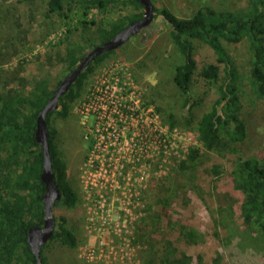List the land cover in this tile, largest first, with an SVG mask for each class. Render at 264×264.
<instances>
[{"label":"rangeland","instance_id":"1","mask_svg":"<svg viewBox=\"0 0 264 264\" xmlns=\"http://www.w3.org/2000/svg\"><path fill=\"white\" fill-rule=\"evenodd\" d=\"M152 1L156 8H168L179 17L192 15L203 7L218 12L239 11L248 3V0ZM71 9L73 18L65 20L49 14L40 1L0 0V94L36 87L54 91L65 77L62 74L68 65L63 57L68 47L81 45L90 51L100 43L99 30L106 23L135 11L131 6L115 4L110 13L91 9L83 16L77 13V8ZM161 17L155 13V22ZM81 22L88 23L89 29ZM170 32L168 24L162 21L151 34L143 32L132 37L95 68L83 95L72 104L69 117H52V126L58 131L55 143L66 160L69 180L77 187L80 200L74 209L55 208L56 221L61 216L67 218L68 228L77 236L78 244L69 248L53 242L45 250L51 264H141L145 246L139 234H143L141 228L150 206L152 214L159 208L157 192L154 194L152 188L155 184L169 183L175 167L192 148L205 155L204 169L212 165L223 167L219 180L222 189L214 191L215 197L225 194L224 191L238 195L228 177L234 158L254 156L264 163V100L253 94L247 80L248 42L226 46L240 73V116L251 138L239 146L238 155L221 159L206 151L192 116L187 115L190 122L175 128L164 122L172 109L179 112L173 72L184 61ZM194 45L199 71L216 64V56L209 47L199 42ZM221 76H225L223 66ZM195 83L196 100L205 98L193 110V115L199 118L219 98L221 84L212 88L200 79ZM202 172L200 176L207 173ZM191 192L188 187L187 194L182 193V207L191 202L189 195L195 203L202 204ZM180 211L187 218L193 208L189 204L187 210ZM209 215L206 212L195 217L204 235L208 232ZM174 217L179 219L176 214ZM166 225L164 222L162 226V234H167L163 238L172 240L177 232ZM234 245L219 248L225 264H264L262 256H254L251 251L242 253ZM215 252L210 251L207 259Z\"/></svg>","mask_w":264,"mask_h":264},{"label":"trees","instance_id":"2","mask_svg":"<svg viewBox=\"0 0 264 264\" xmlns=\"http://www.w3.org/2000/svg\"><path fill=\"white\" fill-rule=\"evenodd\" d=\"M24 1H40L44 3L49 14L65 20L70 19V16L73 18L71 8H77V13H82L83 16L91 9L110 13L115 4L134 8L135 11L106 23L99 30L100 43L92 46L90 50L142 20L145 12L138 0ZM155 13H160L170 27L172 42L184 58L181 64L174 67L173 72V83L179 94L176 102L179 112L172 109L167 113L164 122L175 128L190 122L186 118L187 115L192 116L196 120L199 139L206 151L221 159L233 158L239 154V146H244L251 135L246 122L240 116V73L226 45L248 42L250 65L247 80L253 94L264 100V0H248L247 6L239 11L218 12L203 7L195 10L192 15L179 17L168 8L155 7ZM91 24L94 25L95 22L92 21ZM81 25L86 30L89 29L88 23L81 22ZM194 42L209 47L216 56V64L207 65L199 71ZM118 50L96 58L72 86L71 91L61 97L59 109L47 118L53 167L58 174L57 184L63 193L62 199L56 203L57 209H74L79 204L80 194L69 180L68 165L55 143L58 131L52 126V117H69L72 104L83 95L95 68ZM88 52L81 45L68 47L63 57V62L68 67L62 75L66 77L74 70ZM221 66L224 68V78L221 76ZM196 79L210 84L212 88L221 84L219 98H215L211 107L199 118L193 115V110L205 98L196 100L193 94ZM56 89L48 91L36 87L30 91L12 90L0 94V264H38L28 242L29 230L32 227H41L45 216V185L41 180L44 156L42 147L36 141L37 119ZM184 119L186 120L182 122ZM262 128L264 129V124ZM205 159L199 149H190L186 159L175 167L171 181L153 186V193L157 192L159 208L152 214L153 206H150L144 230L141 228L143 234H139L145 246L141 264H225L219 248L233 244L242 253L251 251L254 256L260 255L264 259L262 159L254 156L234 158L228 177L238 195L231 196L228 191H224L225 194L217 197L214 191L222 189L219 180L223 167L212 165L204 169ZM201 171L202 174L207 173L200 176ZM188 187L192 189L193 195L199 197L202 204L198 200L195 203L189 193L191 202L181 206V195L183 192L187 194ZM189 204L193 211L189 217L184 218L180 210H187ZM208 211L211 213L207 228L209 233L204 235L200 233L201 226L195 217L205 215ZM175 214L179 219L174 217ZM164 222H167L168 229L177 232L172 240L163 238L167 236L162 234ZM212 241L215 242V247L211 249ZM53 242H60L69 248H75L78 244V238L68 228L65 216L58 219L54 237L41 250L43 264H51L45 250ZM213 250L216 251L215 254L207 259V255ZM189 252L195 255H190Z\"/></svg>","mask_w":264,"mask_h":264},{"label":"water","instance_id":"3","mask_svg":"<svg viewBox=\"0 0 264 264\" xmlns=\"http://www.w3.org/2000/svg\"><path fill=\"white\" fill-rule=\"evenodd\" d=\"M138 2L145 9L142 20L131 24L113 39L91 49L80 60L78 66L66 75L57 87L47 106L38 115L36 141L42 147L44 156L41 180L45 185V194L43 196L45 216L44 224L41 227H32L28 235L30 248L36 256L38 264H43L41 258L42 248L50 242L56 233L57 221L55 219V206L63 197V193L57 184L58 174L53 167L50 152V131L47 118L50 114L59 109L61 97L71 91L72 86L77 82L79 77L87 71L96 58L124 47L132 37L144 32V30H149L148 34H151L158 29L159 24L164 21V18L161 17L155 22V5L153 1L138 0Z\"/></svg>","mask_w":264,"mask_h":264},{"label":"flooded vegetation","instance_id":"4","mask_svg":"<svg viewBox=\"0 0 264 264\" xmlns=\"http://www.w3.org/2000/svg\"><path fill=\"white\" fill-rule=\"evenodd\" d=\"M148 31H149V30H144V32H146V34H148ZM141 33H143V32H141Z\"/></svg>","mask_w":264,"mask_h":264}]
</instances>
